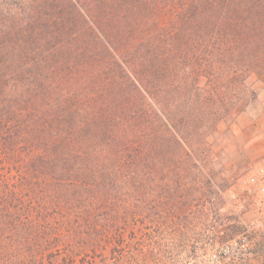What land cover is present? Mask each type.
<instances>
[{
    "label": "trees",
    "instance_id": "obj_1",
    "mask_svg": "<svg viewBox=\"0 0 264 264\" xmlns=\"http://www.w3.org/2000/svg\"><path fill=\"white\" fill-rule=\"evenodd\" d=\"M258 84L264 0H0V264H43L63 234L62 264L107 263L126 201L190 224L209 139Z\"/></svg>",
    "mask_w": 264,
    "mask_h": 264
},
{
    "label": "rangeland",
    "instance_id": "obj_2",
    "mask_svg": "<svg viewBox=\"0 0 264 264\" xmlns=\"http://www.w3.org/2000/svg\"><path fill=\"white\" fill-rule=\"evenodd\" d=\"M220 129L215 138L209 139L215 143L214 157L218 162L211 166L215 173L213 181L203 183L202 191L206 196L196 201L200 203L195 213L192 210L187 214L190 218L187 221L191 223L180 230L170 215L165 219L168 222L166 229L156 227L150 220L155 217L127 214L125 208L131 201H126L118 219L121 228L118 231L112 229L105 235L107 248L104 252L108 262L103 264L115 261L118 264H167V255L176 256L177 264H209L207 255L212 249L252 226V252L246 259L233 264H264V213L255 198L257 187L264 179L263 84L257 85L256 99ZM208 172L211 171H204L205 174ZM193 215L198 217L194 220ZM125 222L133 225L128 226ZM144 223L146 227H143ZM55 236L61 241L52 250L53 259L45 253L43 264H62L61 254L69 250L79 253L75 241H65L69 237L74 240L71 236ZM116 244L120 250L116 249ZM191 248L196 251L193 257L189 256ZM99 251L100 248L97 253L81 249L70 264H102Z\"/></svg>",
    "mask_w": 264,
    "mask_h": 264
},
{
    "label": "built area",
    "instance_id": "obj_3",
    "mask_svg": "<svg viewBox=\"0 0 264 264\" xmlns=\"http://www.w3.org/2000/svg\"><path fill=\"white\" fill-rule=\"evenodd\" d=\"M255 198L258 208L264 213V179L257 187ZM252 228L253 226L212 249L207 255L209 264H233L246 259L251 254L253 248V239L251 238Z\"/></svg>",
    "mask_w": 264,
    "mask_h": 264
},
{
    "label": "crops",
    "instance_id": "obj_4",
    "mask_svg": "<svg viewBox=\"0 0 264 264\" xmlns=\"http://www.w3.org/2000/svg\"><path fill=\"white\" fill-rule=\"evenodd\" d=\"M235 195L233 194V197H234Z\"/></svg>",
    "mask_w": 264,
    "mask_h": 264
}]
</instances>
